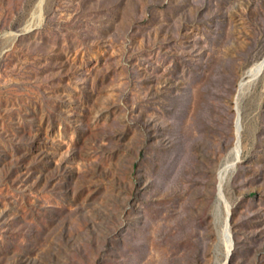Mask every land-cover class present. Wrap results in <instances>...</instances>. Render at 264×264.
Segmentation results:
<instances>
[{
  "label": "rangeland",
  "instance_id": "374dc122",
  "mask_svg": "<svg viewBox=\"0 0 264 264\" xmlns=\"http://www.w3.org/2000/svg\"><path fill=\"white\" fill-rule=\"evenodd\" d=\"M263 56L264 0H0V264H264Z\"/></svg>",
  "mask_w": 264,
  "mask_h": 264
},
{
  "label": "bare ground",
  "instance_id": "6f19581e",
  "mask_svg": "<svg viewBox=\"0 0 264 264\" xmlns=\"http://www.w3.org/2000/svg\"><path fill=\"white\" fill-rule=\"evenodd\" d=\"M40 2H41V0H39V6H40ZM264 64V56L261 58V59H259V60H257V61H255L249 68H247L246 69V71H245V74H244V76L242 77V79L239 81V83H238V89H237V97L242 93V91H243V88H244V86L246 85L245 83H247L248 81H251V79L252 78H255L256 77V75L259 73V71H260V69L262 68V65ZM236 99V98H235ZM236 100H238V99H236ZM235 100V101H236ZM239 103V102H238ZM239 109V108H238ZM239 111L240 110H237V116H235L236 117V139H235V143H234V146L232 147V159L234 160V162L238 159V157H239V153L241 152V148L243 147L241 144V139H240V129H241V121H242V119H241V115L239 114ZM242 146V147H241ZM230 154V153H229ZM228 158H230V157H228ZM226 159H227V157H226ZM231 159V158H230ZM231 163H233L232 162V160H231ZM227 164V163H226ZM225 164V165H226ZM220 168V167H219ZM226 171V168H221V169H219V171H218V176H219V183H218V189H217V192H216V201H215V206L217 207V209L219 208V207H221V200H222V192H221V187H220V178L222 177V174L224 173ZM225 177V176H224ZM223 180V179H222ZM224 182V181H223ZM223 188V187H222ZM224 190V189H223ZM225 194V193H224ZM224 196V195H223ZM227 204H229V203H227ZM226 209V208H225ZM224 212V211H223ZM225 213V212H224ZM229 210H228V208L226 209V215H225V217H223L224 218V221H222V222H224V225H223V233H224V236L226 237V241H227V244H226V242H225V245H227V254L229 253V251L231 252V246H232V235H231V233H230V228H229V223H230V221L228 222V215H229ZM216 214H217V212H216ZM222 215V214H221ZM221 218V217H220ZM222 226V225H221ZM222 228V227H221ZM222 236V235H221ZM224 240V239H223ZM225 241V240H224ZM224 246V245H223ZM222 250V249H221ZM226 250V249H225ZM219 252H221L220 251V249H219ZM224 252V251H223ZM224 254H226L225 252H224ZM216 255H218L217 253H216ZM221 257L223 256V255H220ZM228 259V258H227ZM223 260V259H222ZM222 260H220V261H222ZM223 262V261H222ZM225 263V262H224ZM223 263V264H224ZM216 264H217V262H216Z\"/></svg>",
  "mask_w": 264,
  "mask_h": 264
},
{
  "label": "water",
  "instance_id": "95a60500",
  "mask_svg": "<svg viewBox=\"0 0 264 264\" xmlns=\"http://www.w3.org/2000/svg\"><path fill=\"white\" fill-rule=\"evenodd\" d=\"M41 1H43V0H41ZM263 67H264V64L262 65V68L260 69L259 73L261 72V70L263 69ZM259 73H258V74H259ZM258 74H257V75H258ZM257 75H256V76H257Z\"/></svg>",
  "mask_w": 264,
  "mask_h": 264
}]
</instances>
